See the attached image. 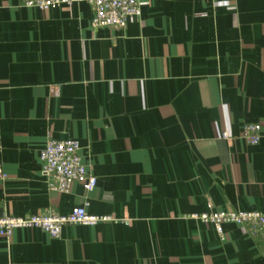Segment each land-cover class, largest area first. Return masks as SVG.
<instances>
[{
	"label": "crops",
	"instance_id": "1",
	"mask_svg": "<svg viewBox=\"0 0 264 264\" xmlns=\"http://www.w3.org/2000/svg\"><path fill=\"white\" fill-rule=\"evenodd\" d=\"M91 18L85 1L0 0V216L86 203L117 220L16 228L0 264H264L243 227L221 239L194 217L264 212V0H143L123 28ZM49 138L78 141L91 191L49 189Z\"/></svg>",
	"mask_w": 264,
	"mask_h": 264
},
{
	"label": "built area",
	"instance_id": "2",
	"mask_svg": "<svg viewBox=\"0 0 264 264\" xmlns=\"http://www.w3.org/2000/svg\"><path fill=\"white\" fill-rule=\"evenodd\" d=\"M85 1L92 10L91 26H108L123 28L132 17H138L141 13L143 0H20L26 7H34L40 10H48L59 5H72ZM221 138L228 139L225 131L220 133ZM242 137L249 144H256L260 139V124L256 122L246 123L243 126ZM80 145L76 139L57 140L49 138L40 151L41 174L45 177L50 190L68 192L73 183L82 185L86 192L91 191L97 178L87 170L79 153ZM7 175L0 165V180ZM194 217L205 223L212 224L218 235L223 239L222 225L235 223L261 246L264 255V212L262 211H236L220 210L208 211ZM116 221L108 215H93L86 211V203L76 206L67 214H57L53 211H43L22 216H0V236L10 239L16 228H38L50 237H58L64 226L75 224L94 225L102 221Z\"/></svg>",
	"mask_w": 264,
	"mask_h": 264
}]
</instances>
